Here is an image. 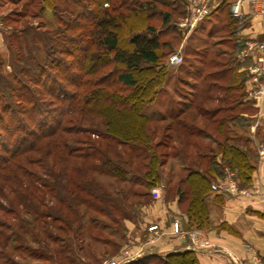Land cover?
<instances>
[{
	"label": "trees",
	"instance_id": "trees-1",
	"mask_svg": "<svg viewBox=\"0 0 264 264\" xmlns=\"http://www.w3.org/2000/svg\"><path fill=\"white\" fill-rule=\"evenodd\" d=\"M36 1L33 0V3L37 4L38 10H34L33 16L42 17L51 11L53 24L46 29L43 25L13 26L7 36L9 60L15 66L11 74L3 73L7 61L0 58V183L12 195L9 198L2 194L11 207L4 212L14 217L19 214L30 217L34 234L50 217L60 231L73 232L75 223L82 227L79 205L84 204L86 208L100 213L119 210L117 206L96 204L80 195L85 192L99 199L92 192L93 179L86 176L91 171L119 178L129 172L113 163L108 150L127 165L132 163L130 159H123L127 151V155L136 154V158L143 161L148 159L146 182L149 187H154L160 182L158 170L164 165L166 157L165 154L159 156L157 151L170 145L160 141L153 146L155 129L152 125L169 121L165 128L167 132L174 130L187 137L183 140V149L187 153V144L189 147L198 146L196 141L190 140L200 135L196 131L204 133L197 124L196 119L199 118L190 111L197 110L201 117H207L208 122L216 124L218 133H222L225 123L223 120L216 122V116L224 107L213 108L206 114L205 108L194 103L179 107L176 104L175 107L171 105L160 119L149 112V108L165 93L164 86L170 76L166 62L171 42L162 40L163 33L170 29L167 26L170 12H163L164 29L157 32L146 21L149 17L147 11L153 7L148 0H109L114 4L108 9L102 8L107 0H95L96 10L90 8L92 1L88 3L86 0ZM24 15L19 18L1 17L11 25L19 24ZM229 19L228 27H235V20L232 17ZM234 34L235 28L231 36ZM236 50H233L234 57ZM234 57L225 63L216 60L215 63H223L218 64L217 71L208 75L200 73V80L204 75L206 80L210 79V92L219 94V89L222 93L225 90L222 98H217L219 102L234 100L229 106L232 109L244 105L235 99L244 79L237 72ZM91 116L105 119V132L84 125L86 118ZM166 137L173 138L174 135L170 133ZM218 145L220 162L199 154L198 168H185L187 175L180 178L177 184L179 203L189 200L185 213L188 229L208 227L207 199L214 194L213 183L224 178L226 168L235 172L239 188L253 185L257 168L252 164L250 155L230 144L228 138L218 141ZM105 146L108 150L103 148ZM177 155L178 152L173 154ZM50 163L63 167L64 173L66 169L73 171L68 179L63 173L62 179L68 187L69 184L74 186L66 195L69 198L68 210H73L78 216L75 222L46 212L47 189L55 193L58 201L63 203L67 199L66 195L58 194L60 191L56 193V188L40 173V170L48 172ZM215 197L218 202H224L223 193ZM1 229L0 246L3 247L6 243L3 242ZM87 231L92 238L101 239L99 234H92L91 224L87 226ZM45 234L47 238L51 237L47 230ZM59 253L56 259L64 260ZM129 264L199 262L194 251L182 250L165 255L147 254Z\"/></svg>",
	"mask_w": 264,
	"mask_h": 264
},
{
	"label": "rangeland",
	"instance_id": "rangeland-1",
	"mask_svg": "<svg viewBox=\"0 0 264 264\" xmlns=\"http://www.w3.org/2000/svg\"><path fill=\"white\" fill-rule=\"evenodd\" d=\"M34 1L37 3L36 0ZM86 1L88 3L92 1L91 3L93 4H91L90 8L96 10L95 0ZM148 1L152 2L153 7H150L147 11V16L149 17H147L148 19L146 21L157 32H161L164 29L162 23L164 13L170 12L167 25L170 29L163 33L162 40L171 42L169 50L166 49V51L168 50L169 57L175 52L180 51L183 58L182 64L180 65H171L166 62L168 73L170 74L167 84L164 86L166 91L149 108V112L160 119L164 117L167 113L166 110L171 105L175 107L177 104L179 107L194 103L193 105L205 108L206 114L210 113L213 108L221 106L224 109L216 116V122L223 120L225 123L224 131L218 133L216 131V124H211L206 119L207 117H201L197 110L192 109L190 114L199 118L196 121L198 126L204 130V133L196 131V134H200V137L189 138L191 141H196L198 146L191 145L189 147V144H187V153L189 154L187 156L186 150L183 149V140L187 139L186 136L174 130L167 132L165 128L169 124V121L158 122L152 125V128L155 129V134L152 138L153 146H155L156 142L160 141L170 145L168 148L161 147L157 151L159 156L165 154L166 157H164V165L159 167L158 170L160 182L154 187H149L146 182V165L148 164V159L143 161L141 158H136V154L133 156L127 155L128 151L125 148H121V150L127 151L123 155V159H130L132 161L131 165H127L124 160L116 159L113 152H110L106 146L103 147L108 150L107 154L111 156L113 163L115 162L123 166L129 172L124 177L119 178L113 175L99 174L91 171L86 176L93 179V184L91 185L93 188L92 192L99 196V199L88 196L85 192L80 193V195L82 198H86L96 204H102L108 207L117 206L119 210L114 211L112 209V213H100L96 212L93 208H86L84 204L79 205L78 212L82 215L80 217L82 227L79 228L80 224L75 223L76 228L73 229V232L60 231L57 229V223H54L50 217L42 225V228L37 229V232L34 234L32 230L33 221L30 217L25 216V214H19L17 217H14L4 212L5 210H10L11 207L5 201L2 194L4 193L9 198L12 195L0 183V222L2 224V226L0 225V229L2 228L1 230L4 234L3 242L6 243L3 247L0 246V264H129L131 261L140 259L153 251H150L148 248L157 242L161 233V228L158 224H150L152 223L151 220H153L151 217L157 211L155 206L156 201L161 198L162 200L165 198L173 200L175 196L179 197L177 194L179 179L187 175L185 168H198L196 163H200L197 159L199 154L207 158H214L220 162L221 154H219L218 141L223 142L228 138L230 144H234L250 155V160L257 169L264 166V160L260 157V150L264 149V116L262 117V121L259 120V115L251 106L254 101L264 102V83L254 81L251 73L244 71L242 78L245 83H248L249 80L251 82H249L250 86L245 91L248 94L247 96L246 94L242 95L245 87L241 85V90L238 91L239 93H237L238 95H236L235 99L238 100L237 103L242 102L244 105L243 107L232 109L229 106L234 100H227L225 103L223 101L219 102L217 98H222L220 94L222 90L219 89V94L210 92V79L206 80L204 78L205 75L216 70L218 64L223 65V63H215V61L210 60H221L224 63L233 60L234 51L222 44L224 39L232 35L233 29L235 28L228 27L230 19L227 18L225 20L226 22L224 24H226V27L224 24H221L225 30L215 32L212 38L208 34L209 28L204 32L200 30L208 25V21L206 20L195 31V35H191L188 39H185L184 36H188V32L185 29L184 34H182L179 28H188L191 26L193 10L202 0ZM35 2L33 3V0H0V58L3 57L7 61L5 67L2 69L5 75L11 74L15 68L12 60H9L10 51L7 49V36L12 32L13 26L20 28L21 26L36 27L37 25H43L44 29H46L54 22L51 11H47L42 17L33 16L34 12L38 10L36 9L37 4ZM112 4H114V1L107 0L102 8L108 9ZM23 13H25V17L19 19V24L13 23L10 25L9 21L4 22L1 17L19 18ZM254 16L257 15L255 14ZM86 23H89L88 20ZM243 50L244 48L238 54H241ZM104 60V57H102L101 61L104 62ZM233 62H236V67L239 68V63L235 60ZM248 63L251 65L254 64L253 61H249ZM243 66L245 67L246 65ZM201 72H204L205 75L203 74L204 76L200 80ZM199 80L201 85L198 84ZM195 86L201 89L197 95L192 92ZM86 119L84 124L86 127L92 130L106 131L105 119L93 116ZM170 133L174 135L173 138L166 137ZM175 152H178L177 156H173ZM80 163L82 164V161ZM62 171L63 167H58L57 165H53V163L49 164L48 172L40 170L42 177L47 179L56 188V193L60 191L58 193L60 196H63L62 194H69L70 188L74 187L71 184L68 187L66 181L62 179L64 173ZM66 172L64 175L68 179L73 174V171L66 169ZM231 179L236 181L235 172L226 168L224 178L218 179L213 184L228 182ZM154 188H159L160 190L158 197L152 194ZM250 193H252L251 195L256 194L254 182L250 188H239L237 193L224 194L241 197L247 196ZM54 194L51 190L47 189L46 202L48 203V208H46V212L51 213L53 216L61 217L62 219H73L75 222L77 215L73 210H68L67 203L69 202V198L67 195V199L62 203L55 198L56 196ZM216 194L218 193L214 191L212 195ZM188 205V199L182 204L179 203L184 213H186ZM175 222L179 221L175 220L172 223V232L177 236L191 238V233L197 232L199 234V232L206 229H188L186 225L183 226L179 222L181 232L176 233L174 230ZM89 224L92 225V234H99L101 239L96 240L91 237L87 231ZM151 226H158V229L150 231L149 228ZM44 230H47L48 234H51V237L47 238ZM200 242L204 245L196 247L192 241L190 247L196 249L211 247L207 241H201L200 239ZM57 253L61 254L65 259H56Z\"/></svg>",
	"mask_w": 264,
	"mask_h": 264
},
{
	"label": "crops",
	"instance_id": "crops-1",
	"mask_svg": "<svg viewBox=\"0 0 264 264\" xmlns=\"http://www.w3.org/2000/svg\"><path fill=\"white\" fill-rule=\"evenodd\" d=\"M237 1H241L240 15L238 16L231 11L232 5ZM210 4L214 9L209 17L201 20L194 28H179L182 34L185 29L188 32V36H184L185 39L195 35V31L206 20L208 25L200 30L204 32L209 28L208 34L212 38L215 32L225 30L221 24H224L227 18L232 17L235 20V34L224 39L222 44L228 46L232 51L237 49L234 57L235 61L239 63V68L236 67L237 72L242 74L244 71L250 72L251 68L261 66L256 60L257 51H252L247 58H241L238 52L240 53L241 49L246 48L247 44L264 43V15L254 16L252 14L254 4L251 0H210ZM224 26L226 27V24ZM195 51L197 50L195 49ZM177 52L181 54L180 51ZM249 61H253L254 64L251 65L248 63ZM251 75L253 76V74ZM249 82L245 83L244 81L243 83V87H245L243 94L246 96L248 93L245 91L251 83ZM260 83H264V77L260 78ZM195 87L192 92L197 95L201 89ZM224 93H226L225 90L223 93L221 92V95ZM246 96L244 97L246 98ZM251 106L259 115V120L262 121L264 102L254 101ZM253 182L256 193L254 195H251L252 190L249 195L241 197L224 194L223 203L218 202L215 195L208 197L209 225L198 234L201 241H207L211 245L205 249H192L190 247L191 238L173 234L172 223L175 220L182 223L183 226L188 223L187 215L179 206L178 197L175 196L173 200L167 198L157 200L155 204L157 211L151 217L153 220L150 224H158L161 233L157 242L148 248L150 251L153 250L149 254L165 255L175 251L192 250L196 253L199 264H264V166L256 170Z\"/></svg>",
	"mask_w": 264,
	"mask_h": 264
},
{
	"label": "built area",
	"instance_id": "built-area-1",
	"mask_svg": "<svg viewBox=\"0 0 264 264\" xmlns=\"http://www.w3.org/2000/svg\"><path fill=\"white\" fill-rule=\"evenodd\" d=\"M254 4V8L252 9V14L256 15H264V0H251ZM240 5L241 1L235 2L232 7L231 11L234 15L238 16L240 15ZM213 6L210 4V0H202L196 8L193 10V20L191 24V28H194L201 20L209 17L213 12ZM1 25V22H0ZM252 51H257L256 60L258 63L261 64V66H257L250 69V73L254 76V81L260 82V78L264 77V43H250L247 44L246 48L241 52L240 57L241 58H247L249 57L250 53ZM183 58L182 55L177 52L174 53L169 57L168 62L171 65H180L182 64ZM260 157L262 160H264V149L260 150ZM212 190L218 193H237L239 190L238 184L235 180H230L228 182H221L219 184H213ZM246 193V192H244ZM152 194L155 197H158L160 194L159 188H154L152 190ZM158 226H151L149 228L150 231L157 230ZM174 230L176 233H180V224L179 222L174 223ZM191 238L194 243V246H202V242H200V239L197 232L191 233ZM207 244V243H206ZM192 249H196L192 247Z\"/></svg>",
	"mask_w": 264,
	"mask_h": 264
}]
</instances>
